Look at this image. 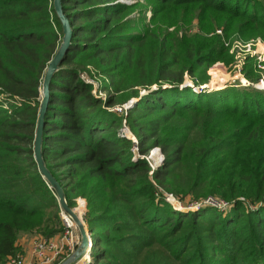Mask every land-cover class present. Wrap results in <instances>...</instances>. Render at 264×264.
<instances>
[{"label": "trees", "instance_id": "trees-1", "mask_svg": "<svg viewBox=\"0 0 264 264\" xmlns=\"http://www.w3.org/2000/svg\"><path fill=\"white\" fill-rule=\"evenodd\" d=\"M145 1L149 21L140 0H62L73 35L50 82L47 168L71 207L86 201L92 264H264V90L185 85L187 75L207 83L235 40L264 39V0ZM194 20L199 31L186 30ZM63 35L54 0H0V264L20 254V236L65 229L34 159L45 70ZM257 62L245 58L249 81ZM156 148L164 161L153 169ZM164 194L232 207L188 212Z\"/></svg>", "mask_w": 264, "mask_h": 264}, {"label": "water", "instance_id": "water-1", "mask_svg": "<svg viewBox=\"0 0 264 264\" xmlns=\"http://www.w3.org/2000/svg\"><path fill=\"white\" fill-rule=\"evenodd\" d=\"M54 8L62 23L64 35L60 47L58 48L57 52L55 53L54 57L51 59L45 70L42 87V101L39 110V119L34 141V159L42 178L45 180L49 188L54 192L62 213L73 222L79 233V243L77 248L60 264H79L88 253L89 235L91 234L87 229L84 220L85 212L80 213L77 209L69 205L63 187L53 176L51 171L47 168L42 150L45 116L50 101V82L54 73L59 69L63 56L69 49L73 35L70 19L64 13L62 7V0H54Z\"/></svg>", "mask_w": 264, "mask_h": 264}, {"label": "built area", "instance_id": "built-area-1", "mask_svg": "<svg viewBox=\"0 0 264 264\" xmlns=\"http://www.w3.org/2000/svg\"><path fill=\"white\" fill-rule=\"evenodd\" d=\"M218 32L221 33L222 31L218 30ZM258 59L260 61H264V53L258 56ZM83 78H87V76L83 75ZM240 82L242 85L250 84L248 81H247V84L243 83L242 78H240ZM260 83L254 84V86L258 89L264 90V81L261 80ZM102 94H104L103 99H105V93H102ZM130 103L123 105V106H115L113 108V111L120 113V114H125V112L128 110ZM120 133L123 136H126L129 139H132L137 144V139L131 134L132 132L130 131L128 127L125 126L120 131ZM130 135H132V137ZM156 149L160 151V149L158 148ZM134 151L135 153H137L136 152L137 148H135ZM153 151H152V154H150V156L148 157V160L150 161L151 160L154 161ZM163 161H164V156L162 154V156L154 164L151 161V166L153 167V169H155L159 167L163 163ZM164 196L166 197V201L170 203L174 208L179 209V210H184L182 205H180L181 202L177 200L173 195L164 194ZM203 206L213 207L219 211H225L226 209H230L232 207L228 203H225L224 201L220 199L209 198L205 201L191 204V211L201 208ZM64 216L65 215H63V222H64L63 224H64L65 229L57 239L46 238V237H37L33 239L32 241V249H33L32 262L28 261L23 255L18 254L17 256L10 257L6 264H60L64 259L70 256L78 246L79 233L75 225L73 224V222L69 220L68 218H65ZM92 249H93V239L90 234L88 253L80 262L81 264H92L93 263V257L91 254Z\"/></svg>", "mask_w": 264, "mask_h": 264}, {"label": "rangeland", "instance_id": "rangeland-1", "mask_svg": "<svg viewBox=\"0 0 264 264\" xmlns=\"http://www.w3.org/2000/svg\"><path fill=\"white\" fill-rule=\"evenodd\" d=\"M123 1H128V2L134 3V2H137L138 0H123ZM140 1H142L141 5L144 7V10L139 12L138 16L149 21V19L151 18V15H152V12L149 10L150 9V3L145 1V0H140ZM197 22H198L197 20H194V22H191L189 24H185L184 27L186 28V30H189L190 32L199 31V25L197 24ZM174 29H175V27H170L169 31L172 32V31H174ZM216 33H219V32L216 31ZM228 44L229 43H226V45H228ZM262 45H264V39H262L260 37L253 39L251 42H247V43H245L241 40H235L230 47V54L233 53L234 55L231 54L233 57L230 58L226 62L225 61L215 62L208 69L209 80L207 83L197 86L194 84L193 80L187 75L185 85H189V86L193 87L194 88L193 90L195 92L209 93V92H212L215 90L224 89L225 87L232 85V84L238 85L237 82H240V78L248 81L252 85L260 83L261 80L264 81V62H262L260 60H259V62H257V69H258L257 72L260 75V77L257 81H249L242 72L244 61H245V58L247 55H251V56L255 55L258 57L264 53V51L262 49ZM257 72H255L253 78L257 77V75H258ZM87 78H89V77H87ZM211 83H213L215 85L212 86V85H210ZM240 85H242L241 82H240ZM142 93H144L143 90H142ZM101 95L104 96V94H101ZM151 154H152V152H151ZM159 155L162 156L161 152H159ZM151 161L154 164L158 160H156V157H155L154 161L153 160H151ZM82 201H83V203H82ZM84 203H85V205H84ZM178 203H180V202H178ZM191 204L192 203H190V198H187L185 201L180 203V205H182L183 209L188 210V212L191 211ZM80 207L83 208L81 212L86 211V201L85 200L78 199L77 205L73 208L78 210ZM63 215L64 214L61 211L62 221H63ZM61 233L52 237V238H58L61 235ZM24 236H27V235H24ZM28 236H32V238H31L32 240L34 238H37V237H45L42 233H36V232L33 234H30ZM21 237L22 236H20L18 241L20 239H22ZM93 256H94V258H96V252H93ZM79 264H81V263H79Z\"/></svg>", "mask_w": 264, "mask_h": 264}, {"label": "crops", "instance_id": "crops-1", "mask_svg": "<svg viewBox=\"0 0 264 264\" xmlns=\"http://www.w3.org/2000/svg\"><path fill=\"white\" fill-rule=\"evenodd\" d=\"M22 239L18 241V246L20 248V254L23 255L28 261L33 260V249H32V236H22ZM57 239V238H55Z\"/></svg>", "mask_w": 264, "mask_h": 264}, {"label": "bare ground", "instance_id": "bare-ground-1", "mask_svg": "<svg viewBox=\"0 0 264 264\" xmlns=\"http://www.w3.org/2000/svg\"><path fill=\"white\" fill-rule=\"evenodd\" d=\"M262 49H263V51H264V45H262ZM242 82L245 83V84H247V81L244 80V79H242ZM210 85L214 86L215 84L211 83ZM212 86H211V87H212ZM130 136L132 137V135H130ZM155 150H157V149H155ZM153 152H154V151H153ZM159 152H160V151H159ZM82 209H83V208L80 207V208L78 209V211L81 212ZM64 217L67 218L66 216H64Z\"/></svg>", "mask_w": 264, "mask_h": 264}]
</instances>
